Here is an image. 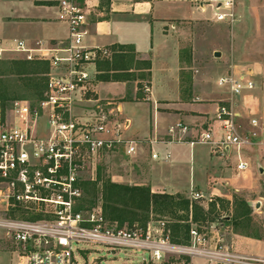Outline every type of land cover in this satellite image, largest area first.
<instances>
[{"label": "built area", "instance_id": "obj_1", "mask_svg": "<svg viewBox=\"0 0 264 264\" xmlns=\"http://www.w3.org/2000/svg\"><path fill=\"white\" fill-rule=\"evenodd\" d=\"M201 2L218 10L216 21H234V0ZM222 6L228 11L220 12ZM93 8L91 0L58 1L57 19L69 29L67 42L59 45L38 41L30 47L25 40H16L14 46H5L0 42V60L15 52L21 59L50 64L44 99L34 105L29 100L13 101L11 121L6 112L0 115V241L15 245L24 264H78L76 253L87 244L148 251L149 263L155 264L172 257L186 258L182 264L194 259L206 264H264V257L238 252L225 242L213 223L201 231L191 226L189 242L177 243L164 219L149 222L143 230L106 221L99 204L91 210H76L83 194L80 183L96 179L102 155L121 147L126 155L135 156L143 143L125 136L130 120L120 102L106 111L97 106L86 109L89 114L76 112L85 109L81 107L84 100H91L86 94L97 73L96 61L112 54L107 46L85 43ZM218 84L228 88L231 96L255 87L244 73H228ZM215 121L218 130L209 127L189 142L208 144L221 155L234 153L237 171L248 170L250 161L244 150L262 143L264 126L252 117L250 128H245L227 103L219 105ZM189 130L187 124L177 122L167 136L183 141L179 132L184 135ZM151 157L157 160L160 154L151 150Z\"/></svg>", "mask_w": 264, "mask_h": 264}, {"label": "crops", "instance_id": "obj_2", "mask_svg": "<svg viewBox=\"0 0 264 264\" xmlns=\"http://www.w3.org/2000/svg\"><path fill=\"white\" fill-rule=\"evenodd\" d=\"M58 1L15 0L13 20L24 24L27 27L26 31H30L23 37L28 40L26 43L30 47H36L38 41L50 45L67 42L68 26L57 19ZM195 1L91 0L94 8L90 16L89 34L85 38V43L91 47L132 44L139 58L151 61L150 90L147 98L139 101H125L141 106L146 105L148 109V128L136 131L137 133L133 135L143 138L142 146L136 156L147 155L142 169V178L137 183L129 184L150 186L151 191L155 193H181L188 197L197 193L201 197L217 195L231 200L233 191L242 192L250 184L247 180L252 172L251 163L248 170L239 172L236 169V159L233 160L232 154L214 153L208 144H191L189 141L195 139V133L199 134L209 127L219 129L215 115L219 105L223 103L232 105L238 121L248 120L257 115L260 121H264V105L255 93L256 82L252 90L246 89L240 95L231 96L228 88L225 89L218 83L214 86L204 69L194 74L191 72L193 64H197V52L195 47L191 51L182 45V33L186 32V26L191 25L192 22L203 21L189 17L193 13ZM38 2L54 3L42 5ZM201 6L204 10V5ZM214 21L220 23L215 18ZM0 42L7 46L1 36ZM212 53H215V50ZM17 58L21 57L18 55ZM201 58L204 63L208 60V57ZM156 63L160 64L163 74L160 88L155 83ZM242 69L239 65H228L223 71L224 74L238 75L243 73ZM247 70L248 75L244 74L253 80L252 77L256 75L257 69L248 67ZM185 79L189 82L186 83ZM110 83L124 84L125 82ZM136 91L135 86L132 89V95H135ZM177 122L187 124L190 129L184 135L179 132V135L184 137L183 141L171 140L167 136L169 127ZM242 126L250 128L249 122ZM154 139L158 142L151 144V140ZM151 150L158 152L160 159H153ZM167 154L169 158L165 159ZM231 161H235L232 168L228 167ZM204 206L207 207V205ZM158 219L152 218L149 222L156 224L155 221ZM235 236H237L236 245L233 244V247L238 252L250 253L252 249L249 240L251 239ZM24 263L25 259H22L19 264ZM200 263L206 264L200 259H194L188 264Z\"/></svg>", "mask_w": 264, "mask_h": 264}, {"label": "rangeland", "instance_id": "obj_3", "mask_svg": "<svg viewBox=\"0 0 264 264\" xmlns=\"http://www.w3.org/2000/svg\"><path fill=\"white\" fill-rule=\"evenodd\" d=\"M14 5L15 0H0V36L7 46H14L16 40H22L24 34L30 32L26 31L27 27L24 24L13 20ZM193 8V13L189 17L202 19L203 21L192 22L191 25L186 26V32L182 33V45L191 51L195 47L197 52V64H193L191 72L194 74L198 70L204 69L205 73L210 76L212 84L217 86L219 78L226 75L223 70L228 65H239L243 68L242 72L247 73V75L248 67L256 68L257 73L252 77L254 82H256L255 93H257L262 105H264V0H234L235 17L232 22L220 21V23H216L214 18L218 10L207 3L204 4L205 9L202 10L200 0H196L193 3ZM219 11L227 12L228 10L222 6ZM23 40L28 41L26 39ZM213 50L220 52V56H215V53H212ZM5 55L7 59L17 58L18 56L15 52H9ZM202 56L208 57L207 62L204 63ZM89 68L93 69V66H89ZM155 76V83L160 88L163 74L159 63H156ZM135 86H137V83L112 84L110 82H100L94 77L86 94V98L91 100H84L81 103V107L85 109L81 108L76 112H79L80 115L89 114L86 109L92 110L97 108V106L106 111L120 102L123 106L125 117L130 120V127L125 132V136L127 138H138L133 136L134 133L148 128L147 106L122 101L127 92L132 95V89ZM223 88L226 89V87ZM146 92L149 93V91ZM10 108L11 105L6 110V117L9 121L13 120ZM255 117L260 121L259 115ZM249 119H241L239 121L243 125H247ZM260 122L264 126V121ZM41 124L43 125L44 122L41 121ZM44 133L42 132L41 134L45 135ZM262 134L264 135V129ZM263 135L260 137L262 143L244 150L245 156L252 165L250 168L252 172L247 180L250 184L244 191H233L232 193V195L245 198L252 206L253 225L247 231L257 234L258 238L248 237L251 239L249 244L252 249L248 255L261 257H264ZM197 137L198 133H195V138ZM139 139L143 138L139 137ZM146 156V154L128 156L123 148L119 147L112 152L104 153L98 162V167H102L104 175L110 177L113 181L115 180V182L118 180L121 183H137L142 178V169ZM234 162L231 161L228 167L232 168ZM260 166L263 168V172H260ZM214 197H217V195L200 197L199 199L204 205H207ZM227 213L229 212H219L220 216H226ZM219 214L215 215L214 221L211 223L216 226L225 242L236 245L237 236L235 235H244L235 233L232 226L223 222ZM194 226L197 225L194 224ZM81 247L84 251L76 253L78 264H155L149 263L150 254L148 251L123 248L111 249L105 245L90 244ZM184 259L172 257L163 264H182ZM21 260L15 245L8 241H0V264H19ZM183 264H187V260Z\"/></svg>", "mask_w": 264, "mask_h": 264}, {"label": "trees", "instance_id": "obj_4", "mask_svg": "<svg viewBox=\"0 0 264 264\" xmlns=\"http://www.w3.org/2000/svg\"><path fill=\"white\" fill-rule=\"evenodd\" d=\"M38 3L50 5L54 2ZM107 47L112 54L110 58L96 61V79L103 82L137 83L135 95L127 92L122 101L146 99V91L150 89L151 61L139 58L132 44H112ZM49 71L50 64L46 60L1 59L0 115L4 117L15 100H29L34 105L44 99ZM185 82L189 80L185 79ZM80 186L83 194L76 210H91L99 204L105 220L116 222L120 227H139L145 230L152 218L164 219L168 222L172 241L187 243L190 240L191 224L197 225L201 231L214 221L216 214L227 211L229 213L226 216H219L223 222L232 226L235 233L258 238L257 234L247 231L253 225L252 206L238 195H233L232 200L214 197L205 207L199 198L194 199L185 194L155 193L147 185L115 182L104 175L100 166L96 179L83 180Z\"/></svg>", "mask_w": 264, "mask_h": 264}, {"label": "water", "instance_id": "obj_5", "mask_svg": "<svg viewBox=\"0 0 264 264\" xmlns=\"http://www.w3.org/2000/svg\"><path fill=\"white\" fill-rule=\"evenodd\" d=\"M215 56H220V52H215ZM260 172H263V168L260 166L259 167Z\"/></svg>", "mask_w": 264, "mask_h": 264}]
</instances>
